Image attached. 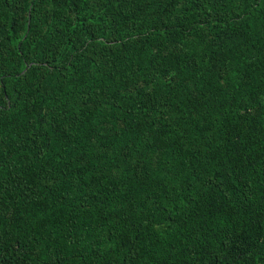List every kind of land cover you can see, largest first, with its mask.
Listing matches in <instances>:
<instances>
[{
	"label": "trees",
	"instance_id": "trees-1",
	"mask_svg": "<svg viewBox=\"0 0 264 264\" xmlns=\"http://www.w3.org/2000/svg\"><path fill=\"white\" fill-rule=\"evenodd\" d=\"M0 264H264V0H0Z\"/></svg>",
	"mask_w": 264,
	"mask_h": 264
}]
</instances>
